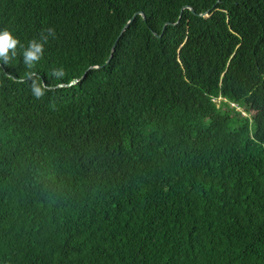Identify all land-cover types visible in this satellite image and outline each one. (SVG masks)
I'll list each match as a JSON object with an SVG mask.
<instances>
[{"label": "trees", "instance_id": "trees-1", "mask_svg": "<svg viewBox=\"0 0 264 264\" xmlns=\"http://www.w3.org/2000/svg\"><path fill=\"white\" fill-rule=\"evenodd\" d=\"M5 28L55 35L43 99L0 64V264H264V0H0Z\"/></svg>", "mask_w": 264, "mask_h": 264}, {"label": "clouds", "instance_id": "clouds-1", "mask_svg": "<svg viewBox=\"0 0 264 264\" xmlns=\"http://www.w3.org/2000/svg\"><path fill=\"white\" fill-rule=\"evenodd\" d=\"M54 35V30L49 29L46 36L29 41L25 47L12 30L0 29V64H11L17 58V49H22L23 63L29 69L24 75L30 81L32 96L37 100H41L47 95L50 91V84H45L34 69L44 57L45 45L49 42L48 37H54ZM51 75L55 79L56 86L62 87L66 78L64 68L54 69Z\"/></svg>", "mask_w": 264, "mask_h": 264}, {"label": "water", "instance_id": "water-1", "mask_svg": "<svg viewBox=\"0 0 264 264\" xmlns=\"http://www.w3.org/2000/svg\"><path fill=\"white\" fill-rule=\"evenodd\" d=\"M141 15L143 16L144 20H146V16H145L144 14H141ZM137 16H139V14H137V15H135V16L133 17V19L130 21V23H129V24L125 27V29L123 30L122 35L125 33L126 29L130 26V24H131L132 22L135 21V19L137 18ZM118 41H119V39H118ZM118 41L115 43V45H114V47H113V51H112V55H111L110 60H111V59L113 58V56H114V53H115L116 48H117V43H118ZM97 68H98V67H97ZM86 76H87V73L85 74L84 78H85ZM77 82H78V81L72 83L70 86L75 85Z\"/></svg>", "mask_w": 264, "mask_h": 264}, {"label": "rangeland", "instance_id": "rangeland-1", "mask_svg": "<svg viewBox=\"0 0 264 264\" xmlns=\"http://www.w3.org/2000/svg\"><path fill=\"white\" fill-rule=\"evenodd\" d=\"M221 101H222V99L216 100V102L218 103V105H220ZM238 110L240 112H242L244 116L251 117L252 115H254V112L253 111H249L248 112V111H246V109H242V108H238Z\"/></svg>", "mask_w": 264, "mask_h": 264}]
</instances>
